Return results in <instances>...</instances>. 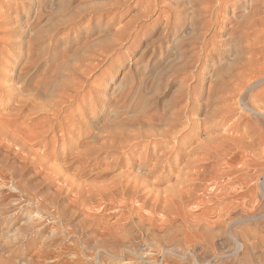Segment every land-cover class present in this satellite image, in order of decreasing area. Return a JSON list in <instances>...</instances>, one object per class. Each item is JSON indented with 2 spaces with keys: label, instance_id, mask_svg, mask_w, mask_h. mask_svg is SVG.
<instances>
[{
  "label": "rangeland",
  "instance_id": "rangeland-1",
  "mask_svg": "<svg viewBox=\"0 0 264 264\" xmlns=\"http://www.w3.org/2000/svg\"><path fill=\"white\" fill-rule=\"evenodd\" d=\"M262 112L264 0H0V264H264Z\"/></svg>",
  "mask_w": 264,
  "mask_h": 264
},
{
  "label": "bare ground",
  "instance_id": "bare-ground-1",
  "mask_svg": "<svg viewBox=\"0 0 264 264\" xmlns=\"http://www.w3.org/2000/svg\"><path fill=\"white\" fill-rule=\"evenodd\" d=\"M64 59H66L68 57V55L64 54L62 56ZM54 61V60H53ZM60 66V62H53V70L51 71V75L48 77L53 76L55 73H57L58 67ZM45 84V83H44ZM43 89V88H42ZM45 89H43L42 91H44ZM240 93V92H239ZM13 95H11L10 99H13ZM124 99L127 98V96L123 97ZM124 99H120L119 101H117V103L121 102H126V100L124 101ZM247 99V98H246ZM254 102V101H253ZM27 103V102H26ZM256 103V102H255ZM65 106V105H64ZM63 106V107H64ZM245 106L246 103H245ZM255 106V105H254ZM254 106L253 108L250 106H247L248 109L250 108L253 109L254 111ZM62 107V108H63ZM256 107V106H255ZM257 108H260V106H258ZM262 109V108H260ZM259 109V110H260ZM15 111L18 110L17 108L14 109ZM22 110V109H21ZM61 110V109H60ZM257 110V109H256ZM261 111V110H260ZM260 111H257L260 113ZM264 113V112H262ZM13 113H9L7 115H3L2 120L0 121V137L6 140H9L13 145H15L19 150L20 153L22 152L23 154H25L28 157H32L34 156L36 161L38 163H43V161H45V156H46V152H48L49 148H52V153L55 152V150L57 149L58 145H59V141L63 140V136H52L54 137L53 141H51V139H48V134L49 132H51L54 128H55V124L54 121L52 120L53 118L48 117V122L50 127L48 129H44L45 126L42 127H37L36 129H29V130H23V129H16L13 127V118H12ZM55 115V114H54ZM18 116V115H17ZM16 117V116H15ZM52 120V121H50ZM57 124H59L57 122ZM48 127V126H47ZM110 131V130H109ZM114 131H110V134H112ZM116 133V132H114ZM137 137L131 136L127 139H134ZM62 144V143H61ZM132 146V145H131ZM38 148H40V150H38ZM51 153V154H52ZM50 154V153H49ZM54 155V154H53ZM154 164V163H153ZM45 172H47V170H45ZM55 173V172H54ZM58 173H61V171H59ZM243 178V177H242ZM68 182V181H67ZM137 182V181H134ZM213 182V181H212ZM65 183V182H64ZM75 183V182H74ZM73 183V184H74ZM216 183V182H215ZM262 183V182H261ZM72 184V185H73ZM113 187V192L117 191V193H122L127 194L129 196V199L135 201V199H138V189L137 185L135 184L134 187H132V185H130L129 183L127 184H115ZM223 187V186H222ZM94 188V187H93ZM96 190V188H94ZM221 189V188H220ZM98 190V188H97ZM97 190L95 192H97ZM109 190H111V188H109ZM218 190V187H217ZM88 191V190H87ZM189 192V191H187ZM186 194H189L187 193ZM101 194V193H100ZM105 194H107L105 192ZM115 194V193H113ZM185 194V193H184ZM183 194V195H184ZM185 194V195H186ZM210 194V193H209ZM97 194L94 195H89L87 200H91L92 197H95ZM101 196V195H100ZM260 197V199L264 198V185L263 188L261 186L260 189V194L258 195ZM244 198V197H243ZM256 199V198H255ZM257 200V199H256ZM119 201V200H118ZM130 201V200H129ZM132 203V202H131ZM124 204V203H123ZM248 204V203H247ZM90 208V207H89ZM136 212V211H135ZM200 221V220H199ZM237 249V248H236Z\"/></svg>",
  "mask_w": 264,
  "mask_h": 264
}]
</instances>
